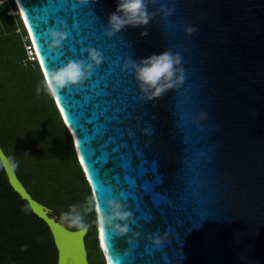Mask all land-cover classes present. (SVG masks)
<instances>
[{"label":"water","instance_id":"water-1","mask_svg":"<svg viewBox=\"0 0 264 264\" xmlns=\"http://www.w3.org/2000/svg\"><path fill=\"white\" fill-rule=\"evenodd\" d=\"M13 2L44 82L83 62L85 78L51 97L90 187L104 263L264 264V0H144L148 23L119 31L109 23L118 0ZM164 52L179 63L153 96L133 65ZM0 164L48 227L57 264H89L87 230L34 200L1 147Z\"/></svg>","mask_w":264,"mask_h":264},{"label":"trees","instance_id":"trees-1","mask_svg":"<svg viewBox=\"0 0 264 264\" xmlns=\"http://www.w3.org/2000/svg\"><path fill=\"white\" fill-rule=\"evenodd\" d=\"M0 0V147L31 197L49 208L68 230L61 213L79 215L89 264H105L96 239V215L88 182L72 139L47 91L13 0ZM39 89V93L37 92ZM75 206V209L71 206ZM0 264H57L46 224L10 187L0 164Z\"/></svg>","mask_w":264,"mask_h":264},{"label":"clouds","instance_id":"clouds-1","mask_svg":"<svg viewBox=\"0 0 264 264\" xmlns=\"http://www.w3.org/2000/svg\"><path fill=\"white\" fill-rule=\"evenodd\" d=\"M19 15V14H18ZM149 21V14L147 12L144 0H118L117 10L109 17V23L113 31H119L126 25L133 27L147 24ZM111 34V32L109 33ZM52 36H57L63 39V35L55 31L52 32ZM60 40H55V43H59ZM31 44V43H30ZM32 47V44H31ZM90 57L97 64L100 63V53L96 51L90 52ZM37 61V59H36ZM179 63L178 58H174L170 53L164 52L161 54H154L149 58L140 62L139 65H133L136 71L137 79L141 82V87L144 91L154 90L153 96H159L166 89L172 87V79L175 73V65ZM91 69V65H88ZM49 80L45 81L47 91L49 95L55 97L58 91L70 84H76L85 78V70L83 62L70 61L65 66L51 72L49 74ZM39 93V89H37ZM73 210L75 206H71ZM97 213L100 212L99 207L96 208ZM114 215L112 219L124 220L127 216L126 213L120 211V205H113ZM62 220H69L70 227H77L80 229H87V226L83 223L82 217L79 215L69 216V213H61ZM103 219L100 221L101 227H103ZM121 233L127 231V227H121L116 225ZM158 242V241H157Z\"/></svg>","mask_w":264,"mask_h":264},{"label":"built area","instance_id":"built-area-1","mask_svg":"<svg viewBox=\"0 0 264 264\" xmlns=\"http://www.w3.org/2000/svg\"><path fill=\"white\" fill-rule=\"evenodd\" d=\"M6 1H8V0H5V2ZM15 14H17V12H15ZM26 51H27V55H28V60L29 61H35L37 59L36 54H35V52L33 50V47L26 46Z\"/></svg>","mask_w":264,"mask_h":264},{"label":"rangeland","instance_id":"rangeland-1","mask_svg":"<svg viewBox=\"0 0 264 264\" xmlns=\"http://www.w3.org/2000/svg\"><path fill=\"white\" fill-rule=\"evenodd\" d=\"M2 2H5V0L1 1V3ZM10 14L15 15V12H10ZM87 254H88V252H87ZM95 264H96V261H95Z\"/></svg>","mask_w":264,"mask_h":264},{"label":"bare ground","instance_id":"bare-ground-1","mask_svg":"<svg viewBox=\"0 0 264 264\" xmlns=\"http://www.w3.org/2000/svg\"><path fill=\"white\" fill-rule=\"evenodd\" d=\"M36 54V53H35ZM37 56V55H36ZM107 264H110L108 261H107Z\"/></svg>","mask_w":264,"mask_h":264}]
</instances>
